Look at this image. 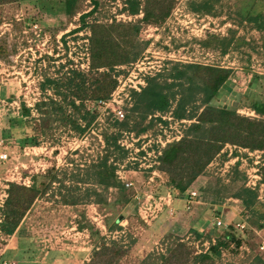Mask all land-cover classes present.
<instances>
[{
  "label": "rangeland",
  "instance_id": "374dc122",
  "mask_svg": "<svg viewBox=\"0 0 264 264\" xmlns=\"http://www.w3.org/2000/svg\"><path fill=\"white\" fill-rule=\"evenodd\" d=\"M31 1L17 0L0 6V44L3 43L8 50L6 55L0 57V225L9 181L28 184L32 173L44 174L47 169L54 167L58 170V176H67L63 179L67 185L71 172L75 173L78 167L84 166L85 161L92 159L104 145L100 131L105 127L115 128L110 124L113 120L101 113L82 133L75 132L68 123L60 120L53 119L49 124L41 120L43 114L39 113L35 103L48 100L49 97L63 103L67 113H74L75 109L66 104L61 96L54 95L49 87L40 90L39 84L44 77L63 76V72L67 73L71 67L86 71L88 28L70 30L80 25V13L90 10L93 0H77L74 15L60 8L62 0H47L49 4L43 1V4L52 7V13ZM96 1V10L86 18L85 24L91 21L103 24L126 22L138 26L135 39L141 44L142 52L134 61L114 66L111 73L116 81L114 88L122 83H135L144 75L162 72L163 68L171 67L174 62L230 67L233 71L228 84L230 88L223 93L222 101L236 106V112L241 115L257 117L246 104L251 98L264 100V29L253 27L245 16L257 12L264 16V0H174L170 13L156 24L141 19L145 0H141L136 14L128 13L125 0ZM31 17L35 21L25 25ZM223 36L233 39L224 54L212 41L209 47L201 44L206 39L214 40ZM62 64L64 67H60ZM141 73L146 74L141 76ZM126 85L123 87L124 92L129 93ZM122 101L123 106H126L127 101ZM21 102L31 108V116L38 118L39 122L21 118ZM131 102L130 98L129 104ZM75 117L79 119L77 115ZM162 119L168 123L147 117L143 122L144 125L150 122L146 131L135 133L134 130H125L119 136V142L129 151L126 157L118 160L120 164L117 172L119 169L125 170L124 174L131 178L140 193L141 190L146 193L150 190L152 194H170L165 197L168 204L162 205L150 224L140 219L136 200L131 196L124 208L125 214L119 220L121 228L109 230L104 214L111 208L93 200L76 204L58 201V186L53 181L42 195L34 198L24 215L18 231L25 242L20 244L15 234H4L0 230V264H87L101 238L105 242L119 239L128 243V250L121 256L119 264H144L145 260H151L159 252H166V245L174 236L184 239L196 252L204 248L206 239L201 241L194 238L188 220L195 210L200 209L202 199L196 188L203 184L206 177H196L191 187L179 194L167 182V174L154 166L157 158L151 148L160 149L181 133V122L172 119L170 113L163 114ZM38 128H44L45 131L42 135L37 132L39 145L24 140ZM4 153L6 156H1ZM222 153L225 155L222 156ZM236 161L237 169L245 178L243 184L253 188L258 201L264 203V180L260 173V164L264 161L263 150H251L227 142L207 169L219 175L221 182H226L230 179L233 171L231 167ZM131 169L135 172L128 171ZM191 189L195 194L188 201ZM60 190L64 191V188ZM131 191L133 188L129 193ZM118 207L115 204L112 211L117 213ZM240 207V200L229 196L220 203L218 213L213 205L207 207L192 224V227L205 232L208 229L206 221L215 223L217 215L226 224L229 220L234 223L245 221L246 226L242 230L237 229L242 237L238 249L233 252L223 248V264H253L258 254L264 260V249L257 247L258 242L264 240V225L253 228L252 223L242 216ZM176 221L186 225L183 231L171 229ZM222 223L219 225L226 226ZM97 230L102 236H96ZM166 233L171 236L168 237Z\"/></svg>",
  "mask_w": 264,
  "mask_h": 264
},
{
  "label": "trees",
  "instance_id": "16d2710c",
  "mask_svg": "<svg viewBox=\"0 0 264 264\" xmlns=\"http://www.w3.org/2000/svg\"><path fill=\"white\" fill-rule=\"evenodd\" d=\"M13 1L17 0H0V6ZM43 1L31 2L52 13L53 9L48 5L49 1L46 0L48 4H43ZM76 1L62 0L60 8L74 15ZM125 3V9L129 14L138 13L141 0H125ZM97 4L98 1L93 0V7L87 12L80 13L78 19L80 25L70 30L77 31V28L85 26L88 28L89 53L86 71L71 67L68 68L67 73L63 72V76L44 77L39 84L40 90L49 87L54 95L61 96L66 104L75 109L74 113L71 111L67 113L63 103L53 97L38 101L35 105L39 113L42 112L41 120H44L45 124H49L53 119L60 120L68 123L77 133L85 131L94 123L98 114L95 111L97 100L108 98L114 90L116 81L111 74L114 66L130 63L142 52L141 44L135 39L138 29L135 23L103 24L91 21L85 24L86 18L94 14ZM173 5L174 0H145L141 19L146 23H159L167 17ZM33 18H29L25 25L35 21ZM245 19L251 21L256 29H264V16L260 12L254 15L247 14ZM232 40V37L223 36L214 40L206 39L201 44L209 47L212 41L224 54ZM7 51L1 43L0 57L6 55ZM232 72V68L220 65L174 62L171 67L163 68L162 72H156L152 76L144 75V85L139 88L140 90L129 89L132 102L130 108H126L125 117L121 121L115 120L110 123L111 126H115L114 129L105 127L100 131L104 145L92 159L85 161L84 166L78 167L75 173L71 172L70 183L66 185L63 179L67 176L65 174L58 176V170L54 167L47 169L44 174L32 173L28 184L8 182L0 230L4 234H15L20 244L25 242L18 231L22 226L24 215L34 198L42 195L53 181H56L58 186L56 200L70 204L93 200L97 204L105 205L111 208L104 214L108 229L121 228L119 220L125 214L124 208L132 195L129 193L131 188L124 185L116 171L120 164L118 160L126 157L129 151L128 147L119 142V136L125 130L127 132L134 130L135 133L146 131L147 126H150V122L145 125L143 123L147 117H155L156 120L167 124L168 122L162 119V115L170 113L172 119L181 122V133L160 148L154 166L167 174V182L179 194L190 188L196 177L202 175L206 177L203 184L196 188L202 203L200 209L191 214L188 227L194 232L193 236L196 240L206 239L207 245L196 252L184 239L174 236L166 245V252H159L151 260H145L144 264H223L221 260L223 248L235 252L242 237L232 220H229L226 226L206 221L208 229L205 232L192 227L207 207L213 205L215 212L218 213L221 202L229 196L237 197L240 200V211L244 219L252 223L255 229L264 225V203L258 201L257 193L253 188L243 184L245 178L237 169L238 161L231 167L233 171L226 182H221L219 175L207 169L208 164L227 142L251 150L264 151V100L251 98L246 104L257 114L256 118L241 115L236 112V106L228 101H222L223 93L230 88L228 84ZM43 107L45 110L41 111ZM19 110L22 119L38 120L31 116V108L24 102L20 103ZM37 132L38 135H42L45 131L44 128H38L31 137H24V140L39 145ZM224 155L225 153H222V156ZM260 173L264 180V161L260 164ZM61 187L64 191L60 190ZM115 204L119 206L116 208L119 209L117 213L112 211ZM185 226L181 221H176L171 229L183 231ZM98 231L95 232L96 236L99 235ZM166 235L171 236L170 233ZM127 246L128 243L119 239L105 242L101 238L87 264H119L121 256L128 250ZM253 264H264L260 254L255 256Z\"/></svg>",
  "mask_w": 264,
  "mask_h": 264
},
{
  "label": "built area",
  "instance_id": "2783aa9c",
  "mask_svg": "<svg viewBox=\"0 0 264 264\" xmlns=\"http://www.w3.org/2000/svg\"><path fill=\"white\" fill-rule=\"evenodd\" d=\"M144 74H146V73H141V76H143ZM117 80H119V78H117ZM124 85H126V84L122 83L120 85H117L114 88L115 90H113L111 92V94L108 98L97 100L96 105H95V111L98 112V115L100 113L107 115V118H109L113 121H115V120L121 121L125 117V114L127 111L126 108L131 105V103L129 104V99L131 97H130L129 93L124 92V90H125V89H123ZM143 85H144V80H143V78L139 77L135 83L127 84L126 86L129 89L140 90L139 88ZM122 96H123V98H122ZM118 98H121V100H118ZM122 99H125L127 101L125 104L126 106H123ZM182 121H185V120H182ZM144 149H145V147H144ZM151 149H153L152 151H153V154L155 156L160 152L159 148L158 149L151 148ZM137 151H139V148L137 149ZM1 156L5 157L6 154L4 153ZM128 171L129 172H135L134 169H131V171L130 170H128ZM117 173H118V176L120 177L119 179L124 183V185L126 187L133 188L131 195L136 200L135 204H136L138 216H140V219H142L145 224H147V225L150 224L151 220L153 218H155L158 215V213L160 212V210L162 209V205L168 204V202L165 201V197L166 196L169 197L170 194L168 192L152 194V192H150V190L147 193L143 192V190H141V193H140L138 191V187H135L133 185L131 178L129 176L127 177V175L124 174L125 170L119 169ZM151 178H152V176H151ZM151 178H150V180H151ZM188 194H189L188 195L189 196L188 201H190V198L192 197V195L195 194V191L191 189V190H189ZM214 220H215V223L217 225L221 224L222 222H223L222 224H226V223H224V221H222L221 217L218 215L215 216ZM234 225L237 229L242 230L246 226V223H245V221L239 220V221H236L234 223ZM257 247H259L261 250H263L264 249V240L261 239L258 242Z\"/></svg>",
  "mask_w": 264,
  "mask_h": 264
}]
</instances>
